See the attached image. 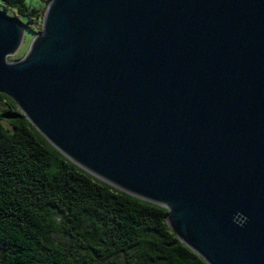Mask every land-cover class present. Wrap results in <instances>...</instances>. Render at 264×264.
Instances as JSON below:
<instances>
[{"label":"water","instance_id":"95a60500","mask_svg":"<svg viewBox=\"0 0 264 264\" xmlns=\"http://www.w3.org/2000/svg\"><path fill=\"white\" fill-rule=\"evenodd\" d=\"M0 9V92L65 156L169 209L208 264H264V0Z\"/></svg>","mask_w":264,"mask_h":264},{"label":"trees","instance_id":"16d2710c","mask_svg":"<svg viewBox=\"0 0 264 264\" xmlns=\"http://www.w3.org/2000/svg\"><path fill=\"white\" fill-rule=\"evenodd\" d=\"M2 1L41 29L50 0ZM168 213L73 162L0 92V264H208Z\"/></svg>","mask_w":264,"mask_h":264},{"label":"rangeland","instance_id":"374dc122","mask_svg":"<svg viewBox=\"0 0 264 264\" xmlns=\"http://www.w3.org/2000/svg\"><path fill=\"white\" fill-rule=\"evenodd\" d=\"M28 1L30 3H36L38 0H28ZM0 9H4V3H3L2 0H0ZM8 14H10V15H17L16 12H15V10L13 8H9L8 9ZM34 35L35 34L32 31L27 30L26 31V34H25V37H24V41H23V43H22L19 51L15 55L10 56V57L12 58L14 56L15 57H21V56H23L26 53V51L28 50V48L30 46V43H31V40L34 37ZM54 238L57 239V240L58 239L65 240V237H63L61 234H55L54 235Z\"/></svg>","mask_w":264,"mask_h":264}]
</instances>
